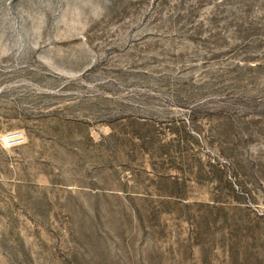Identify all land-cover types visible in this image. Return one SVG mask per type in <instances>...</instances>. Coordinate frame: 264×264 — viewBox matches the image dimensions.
Instances as JSON below:
<instances>
[{
	"label": "rangeland",
	"instance_id": "rangeland-1",
	"mask_svg": "<svg viewBox=\"0 0 264 264\" xmlns=\"http://www.w3.org/2000/svg\"><path fill=\"white\" fill-rule=\"evenodd\" d=\"M0 264H264V0H0Z\"/></svg>",
	"mask_w": 264,
	"mask_h": 264
}]
</instances>
